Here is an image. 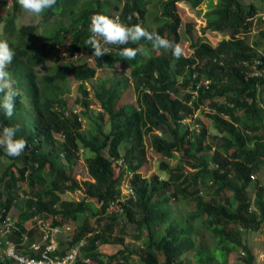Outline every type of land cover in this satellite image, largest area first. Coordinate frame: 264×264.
I'll return each instance as SVG.
<instances>
[{
  "label": "trees",
  "instance_id": "1",
  "mask_svg": "<svg viewBox=\"0 0 264 264\" xmlns=\"http://www.w3.org/2000/svg\"><path fill=\"white\" fill-rule=\"evenodd\" d=\"M203 2L57 0L55 8L44 10L36 24L20 26L15 21L17 0L0 9V38L14 50L7 68L18 90L13 115L7 117L0 111V128L19 124V134L27 140L18 156L10 157L0 147V157L9 161L0 173V225L9 218L15 200L25 196L24 208L13 222L15 228L3 243L7 238L19 243L25 234L33 240L35 228H28L26 222L34 218L50 217L57 225L81 218L67 247L84 241L76 264H86V258L96 264H254V255L240 232L259 230L264 219V186H258L253 201L247 196L252 173L264 164V49L258 50L257 41L249 44L245 38L254 25L255 4L208 0L201 30H216L224 37L211 44L194 37L191 25L186 24L192 47L188 55L181 52L176 57L171 49L144 39L127 45L100 40L106 53L98 58L85 43L91 35L90 17L103 12L149 31L155 27L178 45V3L196 10ZM260 32L264 38V31ZM126 46L141 52L126 60L119 55ZM58 50L63 54H57L40 74L38 66ZM87 58L93 59V65ZM116 64L129 68L135 93L132 105L118 103L127 78L93 81L98 67L110 69ZM70 77L78 81V112L67 106ZM204 80L209 82L204 84ZM86 84L100 105L95 118L89 115L92 108ZM198 114L206 115L216 129L210 135L214 143L207 141L204 125L197 130L183 122L186 117L199 119ZM81 115H89L92 125L83 129ZM145 135L162 157L180 154L176 166L160 162L167 177H146L139 171L146 155ZM206 149H212L210 160L200 154ZM81 153L90 180L80 181L76 176L74 166ZM116 166L120 172H115ZM123 173L130 194L122 193ZM21 182L26 188L20 187ZM210 184L214 195L206 200L203 188ZM77 189L83 190L84 198L62 199V194ZM226 191L232 194H224ZM172 199L193 202L194 207L177 216ZM120 217L146 232L139 260L131 256L133 250L125 248L109 255L97 250L100 243L124 242ZM197 217L200 227L209 230L212 245L195 227ZM115 230L120 234H113ZM159 230L162 234L156 237ZM66 250L58 246V253ZM188 251L192 260L185 256ZM233 251L238 255L230 260ZM23 252L32 254L25 248ZM0 263L16 264L6 257Z\"/></svg>",
  "mask_w": 264,
  "mask_h": 264
},
{
  "label": "rangeland",
  "instance_id": "2",
  "mask_svg": "<svg viewBox=\"0 0 264 264\" xmlns=\"http://www.w3.org/2000/svg\"><path fill=\"white\" fill-rule=\"evenodd\" d=\"M216 1V0H213ZM243 2L246 3H254L256 8H257V13L254 15V25L251 30V33L248 34L246 38L247 42L249 44H253L254 41H257L258 46L257 49L261 50L264 49V38L261 35V30L264 31V0H242ZM207 2L208 0H205L198 9L194 10L190 8V6L186 3H178V10L179 14L181 16V24H180V34H181V40L179 42V46L181 48V52L184 55H188L189 53L192 52V47L190 45V39L188 38V34L186 33V24L191 25V34L195 37L196 35L202 38L203 40L211 43V44H216L218 40L223 38L222 32L216 31V30H206L202 31L201 28L205 25V19L203 16V13L205 9L207 8ZM11 3V0H0V9H4L6 7H9ZM41 14L39 15H33L31 13H28L24 10L21 9V7L18 4V10H17V15H16V24L17 26L23 25V24H36L40 20ZM1 29V25H0ZM105 48V47H104ZM57 54H63L61 50L54 51L49 55V57L45 60V63L43 65L38 66L40 74L45 73L48 68L47 65L51 64L52 59L57 55ZM76 55V54H75ZM87 63L89 65H93V59L92 58H87ZM129 75V68L126 67L124 64H116L114 68H104V67H98L96 69V73L93 77V81H96L97 79H104V78H110L112 79H124L127 78V83L126 86L123 89V92L121 94V97L118 101L119 104L123 103H135V93L133 90V84L128 77ZM77 84L78 81L75 80L74 78L70 77L69 78V85H70V92L67 93L66 99H67V106L69 110H73L74 112H78L81 109V106L77 102V98L79 97V93L77 91ZM87 87L89 88V97H88V103L90 107L92 108V111L89 112V115L91 117H96L98 116V112L100 109V105L96 99V97L93 94V90L89 84H86ZM183 90L180 91V95L182 94ZM207 108V107H206ZM78 110V111H76ZM197 113V112H196ZM89 115H81L80 120H81V126L82 128H88L89 126L92 125V121L89 118ZM197 119L195 117V120L191 117H186L183 119V122L185 123H191V127L195 128L198 130L200 126H205L208 128V135L209 138L207 141L210 142H215L212 141L210 138V135L217 133L216 129L213 127L211 120L203 114H198ZM107 127V125H106ZM159 133V132H158ZM58 139H60L59 136H56ZM217 142L220 141L216 140ZM126 143H129L127 141ZM143 144L146 150V155L144 157V160L142 161L143 164L139 171L141 174H143L146 177H151L152 175L159 176L160 178L167 177L168 173L164 170L161 169L160 162L165 160L168 163V166L173 167L176 166L179 162V156L177 153H175L172 157H162L160 154L154 151L152 149L150 141H149V136L145 135L143 137ZM124 145L120 146V151L123 153V148ZM82 151V150H81ZM200 154H203L204 157L207 160H210L211 155H212V149H206V150H201ZM8 160L4 157H0V173L3 170V168L8 164ZM74 170L76 173V176L80 181H85V180H90V176L87 172L86 169V161H85V154H80L76 160V165L74 166ZM121 170L119 167H115V172H120ZM251 182L250 185L247 188V196L248 198L253 201L254 195L256 190L258 189L259 185L264 186V164H262L261 168L255 172L252 173L251 175ZM122 193H127L128 188H126L125 184L126 181L124 180V173L122 177ZM21 188H26V185L24 182L19 183ZM213 188L212 184L208 185L207 187H204V198L208 200L210 197L214 195L213 193ZM20 190V189H19ZM224 194L231 195L232 193L230 191H226ZM63 200L66 201H77L81 200L84 198L85 193L83 192L82 189H77L75 191L71 192H65L64 194L61 195ZM25 196H19L17 200L13 203V206L8 214L9 221L14 222L16 219V216L18 212L23 209V201H24ZM122 198V197H121ZM93 202V205L96 206L98 203L94 200L91 199ZM173 202V208L175 210V214L177 216H184L187 212V210L192 209L194 207L193 202L192 203H187L186 200L184 199H172ZM46 222H51L50 217H44ZM119 223L124 225V231H120L121 235H123L124 242L122 244H116V243H100L98 246V251L102 255H109L117 252L118 250L121 249H128V250H133V253L131 256L137 260H139L140 254L142 255L143 249H142V240L144 236H146V232H140L137 230L134 224L127 223L125 222L124 217H120ZM81 218H77L75 221L69 220L65 221V224H68L70 227L69 230L62 231L60 234L56 236L58 239V246H60L63 250H66L67 247L69 246V241L71 240L72 236L74 235L75 231L77 230V226L80 222ZM90 223L94 224V217L89 218ZM200 222L201 218L197 217L195 220V227L198 228L201 232L202 239L208 244L212 245L213 240L211 237V234L208 229H205L203 227H200ZM34 220H29L26 222V225L28 227L31 226V224H34ZM34 229V228H33ZM118 230H115L113 234L117 233L120 234ZM162 234V230H159L156 234V237H159ZM136 235H139V238H136ZM240 237L242 241H244L248 247L251 249L253 255H254V264H264V219L261 223V227L257 231L253 230H242L240 232ZM39 238V234L37 229L33 230V239L36 240ZM112 238V237H111ZM110 238V239H111ZM201 238V237H200ZM22 245L20 248H23ZM2 248L0 247V253H2ZM238 253L236 251H233L230 253L229 258L230 260H233L237 257ZM185 256L189 259L192 260V253L191 251H188L185 253ZM159 259L162 260L163 257L159 256ZM87 264H96L94 261H90Z\"/></svg>",
  "mask_w": 264,
  "mask_h": 264
},
{
  "label": "clouds",
  "instance_id": "3",
  "mask_svg": "<svg viewBox=\"0 0 264 264\" xmlns=\"http://www.w3.org/2000/svg\"><path fill=\"white\" fill-rule=\"evenodd\" d=\"M22 10L33 15H39L44 10L54 9L57 0H17ZM89 32L91 35L85 41L91 45L92 55L102 57L106 49L102 48L100 40L105 43L127 45L129 42L141 39L151 41L154 46L164 50L171 49L176 57L181 55L179 45L161 36L155 27L149 31L140 24H126L118 17H112L107 13L97 12L90 17ZM99 38V40H98ZM141 49L136 47H123L119 55L126 60L136 57ZM14 50L7 40L0 38V111L7 117H11L15 108V98L18 94L17 81L9 72L7 65L12 61ZM20 125H9L0 128V147H3L10 157L18 156L25 149L27 140L19 134Z\"/></svg>",
  "mask_w": 264,
  "mask_h": 264
},
{
  "label": "built area",
  "instance_id": "4",
  "mask_svg": "<svg viewBox=\"0 0 264 264\" xmlns=\"http://www.w3.org/2000/svg\"><path fill=\"white\" fill-rule=\"evenodd\" d=\"M209 80H204L203 83L207 84ZM196 93V90L194 91ZM128 188V192L125 194H130L132 191ZM35 223L31 224L28 228H35L38 231L39 238L36 240H30L25 234L22 235L21 241L17 243L12 239H5L3 243V238L10 234L15 228L14 223L9 221V218L4 220L0 225V240L2 241V253H0V261L3 257L13 261L16 264H76L80 247L83 245L84 241L81 240L77 244L69 247L63 254L58 253V239L56 236L62 231L69 230L68 224H52L51 222H46L44 218H34ZM0 241V242H1ZM1 244V243H0ZM28 252H23L24 248ZM84 263H88L89 259H83ZM1 264V263H0Z\"/></svg>",
  "mask_w": 264,
  "mask_h": 264
}]
</instances>
